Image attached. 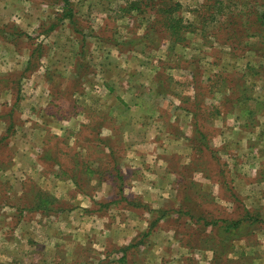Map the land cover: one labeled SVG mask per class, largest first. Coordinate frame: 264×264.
Instances as JSON below:
<instances>
[{"label": "rangeland", "instance_id": "1", "mask_svg": "<svg viewBox=\"0 0 264 264\" xmlns=\"http://www.w3.org/2000/svg\"><path fill=\"white\" fill-rule=\"evenodd\" d=\"M159 1L0 0V264H264L260 0Z\"/></svg>", "mask_w": 264, "mask_h": 264}, {"label": "trees", "instance_id": "2", "mask_svg": "<svg viewBox=\"0 0 264 264\" xmlns=\"http://www.w3.org/2000/svg\"><path fill=\"white\" fill-rule=\"evenodd\" d=\"M59 1L62 4L63 11H67V12H65V15L66 16L69 15V12L71 10L69 0H59ZM136 4H137V1L136 2L135 1L134 2H130L126 7L130 8V9L131 8H135L136 9L137 6H134ZM259 5L262 8V10H261V12L256 14L254 22H256L261 27L260 29H261L262 33H264V0H260V4ZM172 6H174V5L170 6L164 0H161V1H159V5H158V8H157V11L161 10V12L169 15L168 12L172 11L175 8V6L174 7H172ZM164 7H167V8L162 11V8H164ZM138 9H140V5L138 6ZM179 22H181V18L176 17V19H175L173 17H170V15H169V16L164 18L163 26L161 25V27L165 31H170L171 30L174 33V32H176L178 30L177 27L179 28V26H178ZM259 36L262 39V42L258 41L257 44H262L264 46V34H259ZM243 224H244V220H242V219L226 222V225H222L223 233H225V234L226 233H232V231H234L235 229L237 230L238 227L242 226Z\"/></svg>", "mask_w": 264, "mask_h": 264}]
</instances>
